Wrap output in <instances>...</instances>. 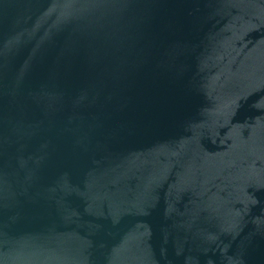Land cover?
Returning <instances> with one entry per match:
<instances>
[{"label": "water", "instance_id": "obj_1", "mask_svg": "<svg viewBox=\"0 0 264 264\" xmlns=\"http://www.w3.org/2000/svg\"><path fill=\"white\" fill-rule=\"evenodd\" d=\"M0 264H264V0H0Z\"/></svg>", "mask_w": 264, "mask_h": 264}]
</instances>
